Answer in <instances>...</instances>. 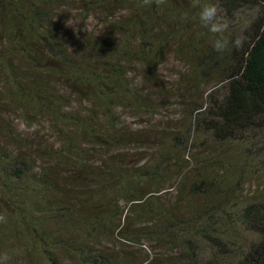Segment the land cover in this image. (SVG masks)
<instances>
[{
	"label": "trees",
	"instance_id": "1",
	"mask_svg": "<svg viewBox=\"0 0 264 264\" xmlns=\"http://www.w3.org/2000/svg\"><path fill=\"white\" fill-rule=\"evenodd\" d=\"M207 2L0 0L5 264H264V0H213L219 53Z\"/></svg>",
	"mask_w": 264,
	"mask_h": 264
},
{
	"label": "rangeland",
	"instance_id": "2",
	"mask_svg": "<svg viewBox=\"0 0 264 264\" xmlns=\"http://www.w3.org/2000/svg\"><path fill=\"white\" fill-rule=\"evenodd\" d=\"M67 18V23L68 25L73 26L74 24L79 23L74 17H70ZM244 18V17H243ZM93 20L90 19L88 21H86L84 24L91 25L93 24ZM160 69V75L162 77L163 80V88L164 91L162 94L158 93V91L156 89L150 88L148 87L147 91L150 94L152 91V95L154 96V98H160L163 99L166 103H168V105L170 106H174V105H178L181 101V97L179 96L180 93L177 90V86L175 85V83L173 82V71H179L183 69V63L182 61L178 58V56L176 55V53L174 52V49L170 50L168 53V57L167 60L164 64L159 66ZM138 73L135 72L134 76L137 77ZM134 87H135V91L138 93H141L143 88L144 83L142 84L141 88L138 89L137 85L138 83L133 81ZM181 92V91H180ZM179 93V95L177 94ZM184 101V99H183ZM120 115L121 118L126 122V126L130 127V128H135V127H147L149 124H152L159 115H155L154 118L150 117L149 115H144V116H133L132 111L130 109L128 110H121L120 111ZM169 115H173V113H169ZM18 120L20 119H16V123L20 125L19 129L21 132H23L24 134H30L32 135V132L35 131L34 128H29L26 129V126H22V123H20ZM45 134V132H44ZM44 138H46V136H44ZM256 185H252V184H247L246 185V191L250 192L255 188ZM147 248L151 251V248L149 246H147Z\"/></svg>",
	"mask_w": 264,
	"mask_h": 264
},
{
	"label": "clouds",
	"instance_id": "3",
	"mask_svg": "<svg viewBox=\"0 0 264 264\" xmlns=\"http://www.w3.org/2000/svg\"><path fill=\"white\" fill-rule=\"evenodd\" d=\"M198 21L200 27L212 36L211 46L213 50L218 53L223 52L229 46V41L222 35L227 29V24L219 14L218 3L208 0L201 6L198 11ZM231 44L238 47L240 45L239 38H234ZM6 260V256H0V264H5Z\"/></svg>",
	"mask_w": 264,
	"mask_h": 264
}]
</instances>
